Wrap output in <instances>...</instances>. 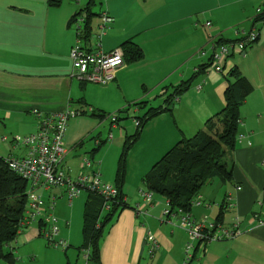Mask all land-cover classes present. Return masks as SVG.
<instances>
[{"label":"crops","instance_id":"crops-1","mask_svg":"<svg viewBox=\"0 0 264 264\" xmlns=\"http://www.w3.org/2000/svg\"><path fill=\"white\" fill-rule=\"evenodd\" d=\"M100 1L91 35L81 39L85 14L75 16L88 0H63L59 6H49L47 0H0V156L26 154L19 139L38 132L40 118L34 109L48 115L78 108L83 113L67 124L64 168L71 177L98 170L104 181L117 185L119 164L108 158L109 150L97 154L107 140H113L112 129L122 143L137 130H131L127 122L122 124L123 116L138 119L148 107L166 106L174 87L191 80L189 88L172 101L171 110L148 119L133 143L131 152L141 168L134 179L127 164L121 191L128 206L107 227L100 257L102 264H183L187 232L178 215L163 217L167 207L163 197L146 204L139 194L146 189L142 178L181 138L194 136L223 109L228 73L235 68L253 90L241 106L238 139L227 156L233 178L223 181L217 177L205 184L200 203L194 202L188 213L229 229L239 225L240 232L199 246L190 264H264V225L252 217L254 213L264 215V21L255 22L264 0ZM104 12L113 21L101 29ZM79 18L83 20L78 22ZM252 30L259 32V39L245 51H232L222 72L216 71L214 44L240 39ZM79 39L88 51L122 52L125 63L111 83L85 82L73 76L70 52ZM129 41L142 49L141 59L129 60L125 50ZM140 102L143 105H135ZM119 110H123L121 119L111 125L112 138L109 134L106 139L102 126L107 116L100 114ZM88 139L94 142L86 148ZM86 159L90 166L85 165ZM39 191L49 206L47 211L60 216L66 198L72 205L83 193L70 200L64 187H41ZM33 222L10 247L15 256L23 245L40 243L44 237L38 221ZM148 231L159 243L153 255L148 253ZM63 232L66 238H60L69 242L64 252L75 246L83 256L78 248L83 243L81 232L77 228Z\"/></svg>","mask_w":264,"mask_h":264},{"label":"trees","instance_id":"trees-1","mask_svg":"<svg viewBox=\"0 0 264 264\" xmlns=\"http://www.w3.org/2000/svg\"><path fill=\"white\" fill-rule=\"evenodd\" d=\"M62 1L47 0L49 6H59ZM99 3L100 0H88L85 9L80 10L75 16L85 14L82 29L84 34L80 36L81 39L90 37L91 21L98 14L93 8ZM256 21H264V4L262 11L255 17ZM125 46L129 60H139L144 56L137 44L129 41ZM228 81L223 109L210 117L205 127L194 136L181 138L142 178L146 190L163 197L175 213L179 210L190 212L194 201L198 199L202 188L208 182L217 177L223 181H230L233 178V170L227 156L236 146L241 106L253 90V86L235 68L229 71ZM190 83L191 80L174 87L165 100L166 106L148 107L146 114L138 118L140 125L136 126L137 130L133 136L126 138L117 170V186L120 190L125 178L127 151L138 139L141 129L151 117L171 110L172 101L188 89ZM143 103L135 105L141 106ZM121 112L123 110L117 111V122L121 119ZM105 116L100 114V117ZM28 188V181L9 167L6 158L0 156V260L8 264H14L16 261L10 247L22 233L20 226L28 202ZM124 197L122 193L113 201L110 209L104 210V199L93 192H88L82 226L83 243L78 247L79 253L89 251L88 264H102L101 240L113 217L128 206Z\"/></svg>","mask_w":264,"mask_h":264},{"label":"built area","instance_id":"built-area-1","mask_svg":"<svg viewBox=\"0 0 264 264\" xmlns=\"http://www.w3.org/2000/svg\"><path fill=\"white\" fill-rule=\"evenodd\" d=\"M261 11V8L257 9V12ZM101 17V29H104L113 21V18L105 12ZM81 20L83 19L79 18L77 21ZM208 25H210V22H208ZM258 39L259 32L252 30L240 39L214 44L215 51L212 57L214 69L222 72V64L232 51H245L247 47ZM70 55L73 60V76L85 82L102 85L111 83L115 79L116 71L125 63L123 54L119 49H114L108 53L88 51L80 39L71 48ZM33 113L40 118L38 132L19 139L27 148L26 154L22 157H6L9 167L25 178L29 184L27 192L28 202L20 231L23 232L33 221H38L40 232L48 243L66 249L69 246V242L58 237L60 232L58 218L47 211L49 206L43 194L39 191L40 188L64 187L70 200L80 196L83 191L93 192L104 199V210L110 209L113 201L118 199L122 192L117 185L104 181L101 172L98 170L81 173L73 179L64 168V141L67 124L71 118L81 115L83 113L82 109L69 107L59 113L48 115H42L38 109H34ZM117 118L118 114L111 115L112 125L117 124ZM134 121L136 126L140 125L139 119H134ZM109 138H112V133ZM85 165H91L89 159L85 160ZM142 194L146 204H150L153 201V192L145 189L142 190ZM199 200L196 199L194 202L200 203ZM229 200L230 198L227 199V201ZM124 201H126L125 197ZM227 204L231 205L230 203ZM52 206L50 204V207ZM162 214L163 217L178 215L181 227L187 232L189 240L185 245L183 264H190L193 260L194 252L199 246H205L206 243L211 241L236 237L240 232L239 225L229 229L216 221L197 220L184 210H179L175 213L170 209L168 203ZM252 217L259 224L264 225V215L254 213ZM146 242L149 246L148 253L153 255L159 247V243L151 231L147 232ZM88 255L89 251H83V256L86 260L85 264H88Z\"/></svg>","mask_w":264,"mask_h":264},{"label":"rangeland","instance_id":"rangeland-1","mask_svg":"<svg viewBox=\"0 0 264 264\" xmlns=\"http://www.w3.org/2000/svg\"><path fill=\"white\" fill-rule=\"evenodd\" d=\"M262 7L263 6H261L260 8L262 9ZM93 10L95 12H99L100 4L94 6ZM94 19H93V23L97 21L96 19L95 20ZM238 26L239 25H236L235 27L237 28ZM114 114H117V111L108 112L106 114L107 117L104 120L105 126H102V128L104 129V131L102 130V133L106 136V139H108V136L110 134L109 132L110 127L112 125L111 115ZM126 122L128 123V125L131 124V130H135L136 124L134 119L127 116H123L121 123L125 124ZM112 132H114L113 140L111 141L107 140V142L101 147V149L97 152V154L99 157L101 156V154L103 155L104 153L107 152V150H109L108 158L114 159V162L117 166L121 162V156L124 150L125 141L123 140L122 143H118L117 131L115 129H112ZM91 141L94 142V139L86 140L84 147L89 148ZM132 147L133 145L130 146L125 157V170L127 173V164L129 162V168H128L129 172H131V174H134V179H135L137 174L139 173L141 165L139 163V159L135 157V154L133 152H131ZM75 178L76 177H73V179ZM87 193H88L87 191H83L82 196L78 199L76 198V200L73 202L72 205L69 204V201L66 198V203L65 201L62 203V208L64 210L62 216H60L55 212V216L59 219V225H60L59 238L61 236L62 238H66L63 235L64 234L63 230L65 228L72 230L77 228L78 231L81 232L82 234L85 198L87 196ZM139 194L143 196L142 191H139ZM158 196L160 197V195H155L153 193L152 200L155 201V198H157ZM67 221L69 222V225H67L66 223ZM33 223L37 224V222H33ZM16 257L17 259L14 264H85V259L83 258L82 254L80 255L78 254V250L75 246H71L68 249L67 253H65L63 247H56L49 244L44 237H41L40 243L38 242V240H36L35 244L27 243L23 245L21 251L19 250L17 251ZM0 264H8V263L1 259Z\"/></svg>","mask_w":264,"mask_h":264}]
</instances>
